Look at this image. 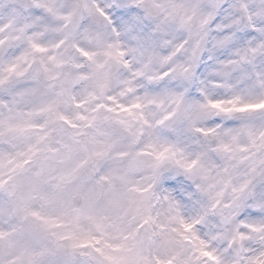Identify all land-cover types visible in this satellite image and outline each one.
I'll list each match as a JSON object with an SVG mask.
<instances>
[{
	"label": "clouds",
	"instance_id": "1",
	"mask_svg": "<svg viewBox=\"0 0 264 264\" xmlns=\"http://www.w3.org/2000/svg\"><path fill=\"white\" fill-rule=\"evenodd\" d=\"M0 264H264V0H0Z\"/></svg>",
	"mask_w": 264,
	"mask_h": 264
}]
</instances>
